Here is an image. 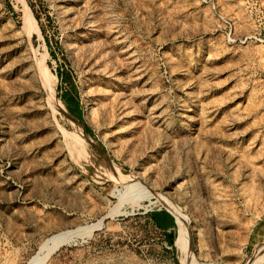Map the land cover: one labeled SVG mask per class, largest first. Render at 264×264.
<instances>
[{
    "label": "rangeland",
    "instance_id": "obj_1",
    "mask_svg": "<svg viewBox=\"0 0 264 264\" xmlns=\"http://www.w3.org/2000/svg\"><path fill=\"white\" fill-rule=\"evenodd\" d=\"M162 199L264 264V0H0V264H182Z\"/></svg>",
    "mask_w": 264,
    "mask_h": 264
},
{
    "label": "bare ground",
    "instance_id": "obj_2",
    "mask_svg": "<svg viewBox=\"0 0 264 264\" xmlns=\"http://www.w3.org/2000/svg\"><path fill=\"white\" fill-rule=\"evenodd\" d=\"M24 22L26 23V19L24 18ZM60 110V109H59ZM77 135V134H76ZM79 140V139H78ZM82 143V142H81ZM82 145V144H81ZM83 149V148H82ZM81 150V149H80ZM84 150V149H83ZM118 174V173H117ZM116 174V175H117ZM130 184H133V187L136 186L135 182H132ZM152 196L149 194H139L137 199L134 201L135 203L141 201V200H149ZM165 207L173 214L176 225H177V231H178V238L177 242L175 241V244L178 247V254L180 257V261L182 264H195L193 257L191 256L190 250H189V239L186 231V222L184 220V217L182 215V212L175 207L173 204H171L168 200L162 199L161 201ZM92 228H89L88 230L80 229L78 231L72 232V233H63L61 235H57L49 240V251L47 255L57 249L58 247L66 244L70 240L82 236L84 233H91ZM47 256L42 255L41 257L37 258L30 264H43ZM250 264H257L255 261H252Z\"/></svg>",
    "mask_w": 264,
    "mask_h": 264
},
{
    "label": "crops",
    "instance_id": "obj_3",
    "mask_svg": "<svg viewBox=\"0 0 264 264\" xmlns=\"http://www.w3.org/2000/svg\"><path fill=\"white\" fill-rule=\"evenodd\" d=\"M145 220H150V223L154 228L160 230L161 232H170L173 231V221L169 222L167 220H173L170 215H167L165 212L157 211L149 214ZM152 220H160V222L164 225L163 229L158 228Z\"/></svg>",
    "mask_w": 264,
    "mask_h": 264
},
{
    "label": "trees",
    "instance_id": "obj_4",
    "mask_svg": "<svg viewBox=\"0 0 264 264\" xmlns=\"http://www.w3.org/2000/svg\"><path fill=\"white\" fill-rule=\"evenodd\" d=\"M64 105H65V107L67 108L68 111H70V112L72 111L71 106L67 102L64 101ZM152 221L154 222V224L158 228L163 229L164 225L160 222V220H152ZM167 221L172 222L173 220H167ZM173 228H174V226H173ZM164 233H165V238H166V242H167L168 246L172 247L173 246V242H174L173 231L164 232Z\"/></svg>",
    "mask_w": 264,
    "mask_h": 264
},
{
    "label": "water",
    "instance_id": "obj_5",
    "mask_svg": "<svg viewBox=\"0 0 264 264\" xmlns=\"http://www.w3.org/2000/svg\"><path fill=\"white\" fill-rule=\"evenodd\" d=\"M173 246H174V243H173Z\"/></svg>",
    "mask_w": 264,
    "mask_h": 264
}]
</instances>
